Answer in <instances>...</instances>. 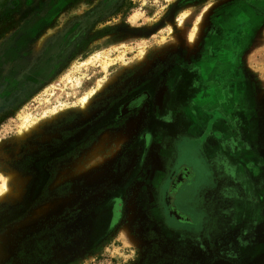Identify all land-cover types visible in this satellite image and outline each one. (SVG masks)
I'll list each match as a JSON object with an SVG mask.
<instances>
[{"label":"rangeland","instance_id":"rangeland-1","mask_svg":"<svg viewBox=\"0 0 264 264\" xmlns=\"http://www.w3.org/2000/svg\"><path fill=\"white\" fill-rule=\"evenodd\" d=\"M179 84L206 114L183 161L203 171L225 127L264 167V0H0V175H17L0 198V264L205 263L166 233L147 185L158 170L119 186L142 121ZM142 92L151 101L115 122ZM112 193L116 223L92 231ZM255 253L264 264V242Z\"/></svg>","mask_w":264,"mask_h":264},{"label":"flooded vegetation","instance_id":"flooded-vegetation-1","mask_svg":"<svg viewBox=\"0 0 264 264\" xmlns=\"http://www.w3.org/2000/svg\"><path fill=\"white\" fill-rule=\"evenodd\" d=\"M201 87L206 89L204 84ZM176 89L166 113L146 115L142 121L129 146V153L134 156L119 186L125 190L143 169L158 170L156 178L149 172L152 181L149 179L147 185L152 187L149 189L153 207L168 235H182L179 237L187 248L188 244L197 243L206 252L204 264L220 260L228 264H258L255 250L264 242V167L253 155L242 152L237 131L225 127L221 142L210 140L204 145L203 171L183 161L182 153L188 151L184 141L194 140L190 122L195 116L206 114L192 112L190 104L195 99H190L180 84ZM149 101L148 93L132 97L115 122L123 121ZM212 110L215 108L205 112ZM151 159L156 161L154 167L147 165ZM122 162L123 154L119 164ZM110 196L106 208L103 204L95 208L92 231L101 220L103 230L116 223L123 198L113 193Z\"/></svg>","mask_w":264,"mask_h":264},{"label":"bare ground","instance_id":"bare-ground-1","mask_svg":"<svg viewBox=\"0 0 264 264\" xmlns=\"http://www.w3.org/2000/svg\"><path fill=\"white\" fill-rule=\"evenodd\" d=\"M83 105L86 104V100L83 99L82 101ZM27 126V125H26ZM33 126H36V123L33 124ZM31 127V126H30ZM31 130V129H30ZM23 137V136H22ZM24 138V137H23ZM11 172V171H10ZM5 173V172H4ZM7 173V172H6ZM16 171L15 173L14 172H11V173H8V174H1L0 175V179H1V186H0V198L3 199L8 193L11 194V188H10V185L9 183H14L15 180H16ZM187 183V182H186ZM189 183V182H188ZM24 185V184H22ZM21 185V187H22ZM20 189V187H19ZM20 191V190H19ZM17 192V191H16ZM20 194H22L21 192H18L16 194V197H20Z\"/></svg>","mask_w":264,"mask_h":264},{"label":"water","instance_id":"water-1","mask_svg":"<svg viewBox=\"0 0 264 264\" xmlns=\"http://www.w3.org/2000/svg\"><path fill=\"white\" fill-rule=\"evenodd\" d=\"M215 264H228V263L220 260V261L216 262Z\"/></svg>","mask_w":264,"mask_h":264}]
</instances>
